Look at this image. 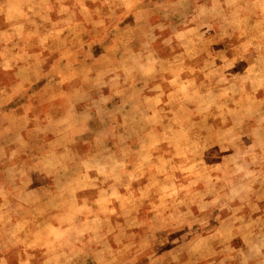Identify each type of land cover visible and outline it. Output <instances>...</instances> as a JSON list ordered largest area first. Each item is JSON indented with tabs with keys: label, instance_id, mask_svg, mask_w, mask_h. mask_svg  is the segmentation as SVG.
Returning a JSON list of instances; mask_svg holds the SVG:
<instances>
[{
	"label": "rangeland",
	"instance_id": "1",
	"mask_svg": "<svg viewBox=\"0 0 264 264\" xmlns=\"http://www.w3.org/2000/svg\"><path fill=\"white\" fill-rule=\"evenodd\" d=\"M0 264H264V0H0Z\"/></svg>",
	"mask_w": 264,
	"mask_h": 264
}]
</instances>
